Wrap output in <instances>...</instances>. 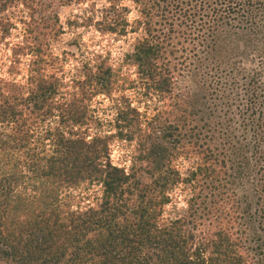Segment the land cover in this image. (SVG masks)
<instances>
[{
    "label": "trees",
    "instance_id": "1",
    "mask_svg": "<svg viewBox=\"0 0 264 264\" xmlns=\"http://www.w3.org/2000/svg\"><path fill=\"white\" fill-rule=\"evenodd\" d=\"M71 1L0 0L28 16L8 72L31 55L24 81L0 73V264H264V0H133L132 24L109 0L94 24L145 30L126 61L173 119L134 105L133 80L101 54L69 79L52 71L48 43L27 37L58 34L48 9ZM13 27L0 15V43ZM100 94L112 121L93 108ZM114 140L134 144L128 166ZM181 184L187 206L169 219Z\"/></svg>",
    "mask_w": 264,
    "mask_h": 264
},
{
    "label": "rangeland",
    "instance_id": "2",
    "mask_svg": "<svg viewBox=\"0 0 264 264\" xmlns=\"http://www.w3.org/2000/svg\"><path fill=\"white\" fill-rule=\"evenodd\" d=\"M51 1V0H48ZM58 3V2H56ZM110 5L109 0H72L68 4H53L50 14L57 12L59 17L60 31L56 35H41L34 40L35 34L28 36L29 41L41 40V44L48 43L46 58L53 64L52 71L58 72L66 79H69L77 73V68L87 62H91L94 54H101L106 61L121 72L127 74L134 82L126 93L132 98L133 104L146 113L153 116L159 110L167 111L169 114L164 116L170 117L178 111L176 106L171 103H163L160 99L152 94H147L145 82H141L137 75V68L126 61V55L133 51L138 40L145 35V30L132 31L128 27L125 34L114 32H100L95 21L100 20L103 16V10ZM122 8H125L124 20L132 24L139 18V10L133 0H122ZM0 15L8 17L13 22L14 27L11 30V36L4 42L0 43V73L6 77H13L17 80L24 81L27 77L28 63L31 55L21 57V63L18 66L20 73H9L8 67L12 60V45L23 40L26 41L27 25L23 23L28 18L27 10L20 3L11 5L7 10H0ZM92 20L91 25L86 24V19ZM26 36V35H25ZM51 67V65H50ZM186 81L180 78L178 87L183 89ZM191 84V83H189ZM192 86H195L192 82ZM168 101V100H167ZM93 108L98 110L99 116L104 121H112L115 117V108L110 98L104 94H100L93 100ZM173 111V113H172ZM104 130L113 129L107 122L103 126ZM134 150V144L124 140H114L112 142L111 151L112 159L116 164L128 166L131 154ZM194 158L181 157L178 159L179 168L186 172L192 165ZM99 190V186L90 187V191L95 193ZM190 188L188 185L181 184L173 191V200L166 206L165 216L169 219L182 213L187 206V200L190 196ZM251 256H253L251 254ZM255 262V259H253Z\"/></svg>",
    "mask_w": 264,
    "mask_h": 264
}]
</instances>
